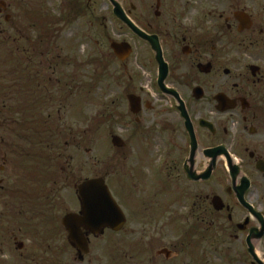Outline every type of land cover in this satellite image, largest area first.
<instances>
[{"label":"flooded vegetation","instance_id":"obj_1","mask_svg":"<svg viewBox=\"0 0 264 264\" xmlns=\"http://www.w3.org/2000/svg\"><path fill=\"white\" fill-rule=\"evenodd\" d=\"M22 1L17 22L12 0H0V130L14 136L0 139V264H74L102 252L105 238L118 242L117 264H199L203 241L220 238L237 264H264V0H116L147 39L103 0L130 35L110 43L118 91L102 113L117 125L116 191L105 177L81 184L105 180L124 222L98 235L80 227L89 244L83 260L65 226L68 215L83 216L84 200L81 184L68 194L73 158L63 156L48 111L60 90L59 47L48 37L58 40L60 19L106 17H95L100 0H55L56 15L46 10L51 0ZM43 20H51L45 31ZM113 43L131 53L122 60ZM77 80L65 85L76 90Z\"/></svg>","mask_w":264,"mask_h":264},{"label":"rangeland","instance_id":"obj_2","mask_svg":"<svg viewBox=\"0 0 264 264\" xmlns=\"http://www.w3.org/2000/svg\"><path fill=\"white\" fill-rule=\"evenodd\" d=\"M22 2V0H12L9 11L17 22L21 18L19 15L23 13L21 9ZM56 3L55 0H51L46 9L48 13L57 14L54 10ZM93 9L95 13L97 11L95 17H106L105 20L95 22L91 18H87V20L76 19L74 21L60 19L56 23L58 25L56 29H59L56 34V36H59L58 40L51 33V36L48 37L50 41L48 45H58L59 47L57 51L60 64L58 74L54 76V79L60 80V90L58 93L56 92L59 89L58 87L57 90H53L54 96H50L52 102L49 100L48 102L50 103L49 105L52 103L54 108H48L50 109L48 111L53 116L52 119H54L55 125L59 126L60 149H64L63 156L73 158L72 165L75 169V178L66 186L67 191H69L68 194H75L81 181L96 177H105L111 190L113 192L116 191V176L114 172L116 169V149L112 145V138L113 135L115 136L117 125L115 119L113 122H105L106 117L103 114L108 113L114 107L112 103L116 101L118 91L116 81L113 80L118 64L113 58L110 43L122 41L124 37L130 39V35L126 29H122V25L114 17L112 6L108 2L104 3L103 0H100ZM59 14L61 15L62 13ZM72 15H68V19ZM51 20H48V23L45 20L41 22L42 26L45 27L44 31L47 30L46 25H49ZM48 40L46 39L45 43L49 42ZM143 50L145 51V48H142ZM137 54L139 53L136 52L133 58ZM52 57L53 54H50L45 61H52ZM17 62V59L12 62L13 70L16 71V74L18 66H20L16 65ZM71 67H73V70L69 69ZM68 76H75L77 82V79H79L82 84L80 85L82 90L79 89L80 86L76 90H70L65 85ZM61 79L63 80L61 81ZM17 103L18 101L15 104ZM45 113L46 111L44 110V118L47 120L48 114ZM51 121L50 124H52ZM15 125H18V123H11L13 129ZM7 134L0 130L1 141L3 138L4 142L9 143V140L14 137H10ZM64 140H67L65 142H70V146H64ZM18 142L16 145L21 148L23 144ZM68 148L70 149L66 153ZM239 162L241 161H237V163ZM4 184L7 186V182H4ZM60 184L63 185L64 183L60 182ZM14 186H16L15 181L12 187ZM75 208H69V210L74 211ZM67 210L68 208L64 209V211ZM224 221L226 222V219ZM132 231H134L133 227H130L127 232ZM125 237L138 238L139 235H126ZM114 238H118V236H113L112 239ZM106 240L107 238L102 241L105 242L103 249L101 248L102 252L99 249H94L93 253L86 257L84 261L76 259L74 264H117L114 255L115 249H118L119 246L118 242L110 243ZM226 240L220 238V242L215 244L204 240V260H199V264H237L228 256L226 253L227 249L224 251L227 248ZM60 243L66 245L64 242ZM100 246L102 245L98 247ZM188 264H191L190 261Z\"/></svg>","mask_w":264,"mask_h":264},{"label":"water","instance_id":"obj_3","mask_svg":"<svg viewBox=\"0 0 264 264\" xmlns=\"http://www.w3.org/2000/svg\"><path fill=\"white\" fill-rule=\"evenodd\" d=\"M115 7V14L122 19L135 33L139 34L143 38L149 37L142 34L132 22L124 15V12L116 0H110ZM112 49L115 54L124 60V58L131 53L130 47L126 44H112ZM162 60V52L159 48L155 49ZM163 63V62H162ZM166 65L163 64L165 68ZM167 72V66L166 71ZM114 145H117V138L113 140ZM80 195L83 202V216L69 215L65 219V226L70 232V239L77 244V249L80 252L88 253V242L82 234V226L89 227L93 226L92 230L99 233L106 227L112 228L113 230H119L122 224L118 225L119 222H124V218L121 219L122 214L120 209L117 207L109 188L106 186L104 180H90L86 181L79 187ZM100 194L102 198H100ZM242 200V197H241ZM261 217L260 215H257ZM92 222H95L93 224Z\"/></svg>","mask_w":264,"mask_h":264},{"label":"trees","instance_id":"obj_4","mask_svg":"<svg viewBox=\"0 0 264 264\" xmlns=\"http://www.w3.org/2000/svg\"><path fill=\"white\" fill-rule=\"evenodd\" d=\"M50 34V33H49ZM46 40V38H44V41ZM1 74H0V77H1V80L4 78V73H3V69H1ZM18 77H21L20 75H17V77H16V75H14V78L15 79H17ZM13 78V79H14ZM1 80H0V93H4L5 91H4V80H3V82H1ZM15 83H17L16 81H13V84H15ZM17 85V88L13 91L14 93H18V84H16Z\"/></svg>","mask_w":264,"mask_h":264}]
</instances>
